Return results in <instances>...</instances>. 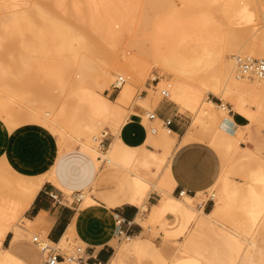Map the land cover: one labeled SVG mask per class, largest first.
Wrapping results in <instances>:
<instances>
[{
	"label": "rangeland",
	"instance_id": "rangeland-1",
	"mask_svg": "<svg viewBox=\"0 0 264 264\" xmlns=\"http://www.w3.org/2000/svg\"><path fill=\"white\" fill-rule=\"evenodd\" d=\"M15 1L26 3V7L28 6L27 8L30 9L23 10H29L37 17L30 25L21 28L0 22V106L2 105L0 107V188H8L9 186L13 185L18 176H26L27 174H31L32 169L28 168V165L36 163V161L38 162L40 158H43V160H46L47 158L49 159V155L52 153L54 160L59 161L60 165L62 166L60 167V171L63 174L62 176L65 177L64 180L67 182L69 188H71L70 191H63L64 194L68 195L70 199H73L74 195L79 197L80 193H83L86 191V189H90V187H85L84 184L86 183L82 178H84L83 172L85 169H90L93 163L91 157H89L88 154L82 149V141L85 140V136L79 135L81 133L83 134L87 128L90 110L82 97L83 92L81 87H77V76L79 75L77 74L78 65L73 56L74 50L80 51L79 53L81 55L83 54V57L88 58V60H90L89 62L94 66L107 63L108 61H110L108 63L114 61L116 64L124 62L136 52V50L131 45H128L130 38H144V36L142 37L143 32H145L144 34H147L145 39L155 34L162 35L163 32L166 31L167 26L172 21V14L174 10L176 11V9H179L184 14L181 20L188 19L189 16L187 15L191 12L193 15H195L194 18L196 20L193 19V22H198L197 25L199 26V30L197 29L193 32V30L187 28V30H185V34L182 33L184 34V36L182 35L184 41L180 36L179 39H181L183 43L185 42L186 46L190 45L189 47L192 49H198L200 51L201 48V52H203V48L205 46H207L206 48H209V51L210 49H212L211 51L214 50L213 52L222 48L225 45L223 34L225 30H228V28H248L247 30L250 33L244 37L239 46L242 45L244 41H249L254 30L260 34L264 31V1L262 0H238L239 5L248 3V9H250L252 12H255H253L254 16L252 20H246L247 18L244 20V18H242L243 21H241L242 19L238 16H235L234 12L225 9L226 5L230 3V0H216L217 2L215 0H164V2L162 0H132L133 3L130 2L131 0H128L127 8L125 6L123 7L126 9L129 7L128 11L130 18L133 21L130 19L131 23L129 24L128 28H131H125L121 30V25H114L115 31L117 33L116 37H112L110 33L107 32V27H105L106 29L102 30L100 28L103 27L93 29L92 27H89L88 22L83 23L82 21L84 20L81 18L80 20L79 18H73L76 16H73L72 14L74 11L72 13H70L71 11L64 12L60 9H58V11L57 9L56 11L55 9L54 11L53 9L49 11L50 15H54V20L56 19L62 22L64 19H67L68 21L70 20V23L68 22L70 26L74 19V24L72 23L73 26L71 27L74 33H76V31L79 33L80 29H89V32H91V36H86L87 47L82 48V45L79 44V41H77L76 38H72L69 42L71 50H63L62 52L60 50L61 44H59L60 39L54 33L56 28L52 27L53 23L50 24V21L45 20L42 13H39L37 9H35L36 4L38 2H44V0ZM64 1L68 8H73L75 0ZM212 1L214 2L212 3ZM197 2L199 4H197ZM82 8L87 9L88 7L87 5H83ZM202 11L206 12L202 13ZM11 13H13L11 10H2L0 11V18L4 20L5 15H9ZM66 13L67 15L65 16ZM70 14H72V19L70 16H68ZM62 17L63 19H61ZM75 19H77V21ZM201 21H207V23H202ZM200 22L201 24H199ZM224 22H226V24ZM80 23L82 26L85 25L87 28L84 29L85 27H81L78 29L80 27ZM184 25L187 26V23H184ZM203 28L206 30L204 31ZM185 35L187 38H184L186 37ZM145 43L146 48H149L150 44L148 39H146ZM81 55L80 57H82ZM202 62L203 63L201 64H204L205 61ZM201 64L199 65V68L202 66L203 67L198 70L199 72H196V77L203 76V74H205L204 72H207V70H204V67L208 66L209 68V66H211V64L209 65L207 63H205L206 65ZM140 66H145L147 68V71L144 73V75L134 74L131 71H124L120 73L122 75L124 74L125 78H127L129 75L132 76L131 80L134 83L135 96L137 94H142L144 89H147L148 93L149 89L148 87H145V83L148 82L149 85H153L151 80L158 82L160 81L161 76H163V79L165 78L166 83L169 81L173 83L174 81L171 74H162L161 69L157 65H154V63L151 62L150 59H147V57L143 58ZM117 75L118 74L112 77V79L108 82V85L105 86L101 92L112 101L116 99L120 91V89H116L112 86L117 78ZM154 75L157 76L156 80H153ZM157 82H154V84L159 85ZM200 86L204 100H213L217 104L225 103L227 105V109L222 111H220L221 109H218L216 111L220 117L223 116L221 112H229L228 108L231 109L229 114L236 113L234 103L231 98L226 97L223 99L220 95L213 93L210 87L203 86L201 83ZM164 87L168 86L165 84H161L159 86L156 103H158L160 100H166L171 107L175 108L176 111H178L188 120L187 124L188 128L190 127L189 131L191 135L190 140L197 139L206 141L216 149L221 159L222 168L220 174L222 177L219 175L221 178L218 177V181H215V183L209 189L197 192L195 196L196 198L193 201L190 200V204L193 205V207L200 209L199 205L201 203L203 207L201 209L209 212L218 205L217 203L220 202L219 197L225 191V183H228L229 188H233L237 185L239 189H244L242 192L246 191L245 189L248 188V184L262 186L263 184L261 182L254 179L252 176V171H254V174L256 175L255 170L258 169L262 159L264 160V98H260L264 96H256V94L254 95L249 93L245 95L243 99L244 105L252 112V114L254 113L253 115L256 119L254 118L253 121H250V126L248 128L246 125H244L245 123L242 125L238 123V125H236L237 128L243 129L242 137L238 143L239 145L241 144L243 147L249 148L255 152V156L252 158L251 154L246 152L245 149L237 150L234 147L225 148L224 146L218 145L214 138L216 137V130L221 119H214L209 116H205L202 120L197 119L196 112L190 107V105L182 97L174 94L170 88L169 96L164 98L161 94V90L164 89ZM134 103L137 102L133 99L130 105ZM156 103H153V105ZM259 103L263 108L258 107L261 106ZM130 105L128 107H130ZM62 108L64 110V114L60 117L59 121L61 127L63 128L64 126L63 130H65V134L61 136L57 130H51L48 127L46 128L45 125L41 124L42 122L40 121H42L41 118L47 113H50L48 116L52 117L53 112H58ZM147 108L149 109L148 111H153V106H147ZM236 115V121L240 122L242 118L239 117L238 114ZM7 117L10 118H8L10 121L7 119ZM5 119H7L8 122ZM64 119H66V121ZM64 121L66 122V126L68 128L65 126ZM102 121V123H99L100 125L98 131L94 134L97 147H100L101 150L105 151L109 146L108 142L113 140V138H115V141L112 147L109 148L111 149L109 151L110 157L113 159V161L110 163L104 161L106 163H101L100 165L102 166H99V169L96 172L97 194L102 197V199L97 198L98 202L100 200L105 201L103 200V197L109 195L111 192H116L117 195L121 196L124 194V191H128L129 188L126 187V184H122L123 182L119 179V177L120 175H125L131 182L132 172H135L136 174L141 173L140 175H144V177H147L149 174L147 178H151L150 180L155 184L153 186L150 184L149 193L153 197H158L156 194L158 193L161 197V188L164 187L162 180L169 164L164 163L161 167H159L157 162L151 161L150 159H141L142 161L138 160L132 164L130 162V154H133L134 156L136 155L137 151L133 147L124 144L120 138V130L127 122L126 116H124V118L118 123L115 120L113 121L111 118H107L106 120ZM158 127H161L163 131L167 130L162 125V122L158 124ZM104 130L108 131L105 137L102 136V131ZM101 139L105 141L104 146L101 143L103 147L100 145ZM149 142L157 147H154V150L157 152L158 149H161L162 147L158 141V135L153 136L152 140ZM177 145H179V143H177ZM221 147L225 148V150H223V148L220 149ZM64 148L65 150L63 151L62 149ZM177 148H169V157ZM44 152L46 153L44 154ZM151 165H155L156 167H152ZM17 168L19 169L17 170ZM144 169H146L145 172ZM149 170L152 175H150ZM108 173L110 177H108ZM169 191L173 193L174 190L172 186L169 188ZM83 200L84 199L82 198L81 203H83ZM121 200H124V198ZM152 201H155V198H151L149 202ZM125 202L128 201L126 200ZM154 204L149 207L147 198L145 215L143 214L140 217V221L142 219L144 220V223L142 221H137L144 226L145 231L142 235L151 239L156 244L154 245L156 254L152 253L151 250H142L139 251V253H131L128 257L130 264H165L163 251L161 248H159L163 245L164 239L170 241L179 239L181 242L184 239V236L179 237L178 234L171 235L174 233L171 229V224L173 219L176 217L175 215H172L171 218H167L166 214H164L155 220L150 221V212ZM261 219L263 220V214L257 219L256 228H258H254L253 224L251 223L250 215L246 209H244L240 203L231 202L223 207V211L219 216V224L222 223L221 225H225L227 229L229 228L233 233L239 235H237L239 238L236 236L237 241L235 242L237 245H239L243 239H246L244 247L242 246V248L250 247V245H247V241L248 244L249 242L251 243V240L252 238L254 239V237L256 238L258 245L264 247V226H259L262 221ZM15 223L20 224L21 218L18 217ZM29 230L31 231V234L25 233V236L22 238V242L26 247L28 245L32 246L33 244L32 247L36 248L40 256V264H43L41 251L37 245H35L33 236L40 235L43 237L44 235L41 232L35 231L33 228H29ZM14 231L21 232L22 230L16 228ZM14 231L12 230L9 233V241H4L5 245L9 244ZM212 233L210 231L207 234L216 235L215 233ZM216 236L214 241H207V243L211 244L213 242L214 246L215 244H218L217 254L219 255L217 256L222 259L221 262L227 261L228 257L226 256H229L228 244L226 241H224L225 243H222L223 241L219 236L218 238L220 239L217 240L218 238ZM247 236L251 237V239H249ZM238 240L241 241L238 243ZM120 242L122 245L127 243L126 239H124V236L121 237ZM131 243L136 244V240L133 238ZM77 245L85 247L83 242L76 238V234H74L73 237H69L68 241H62L61 246L59 245V247H61L66 252H71ZM233 246H235V243ZM235 247L239 248L241 245ZM235 247L233 249H235ZM242 248L239 250L243 252L244 249ZM230 252L231 254H235L234 252L238 251L231 249ZM21 256L23 259H25L24 255Z\"/></svg>",
	"mask_w": 264,
	"mask_h": 264
},
{
	"label": "bare ground",
	"instance_id": "bare-ground-1",
	"mask_svg": "<svg viewBox=\"0 0 264 264\" xmlns=\"http://www.w3.org/2000/svg\"><path fill=\"white\" fill-rule=\"evenodd\" d=\"M127 1L128 0H75L73 8L71 9L66 6L64 0H44V2H41L42 4L38 2L36 4L35 9H37L39 13H42L44 19L50 21V24L53 23L52 27L56 28L57 30H55L56 32L54 31V33L60 39V50L63 52V50H71L69 42L72 38H76V40L79 41V44L82 45V48L87 47L86 36H91V32H89V29H86L87 27L84 24V26H82L80 23V27L78 29H80L81 27H85L84 29L86 30L80 29L83 34L80 31L79 33H77V31L76 33H74L71 29V27L73 26L72 23L74 22V19L73 22L71 21L72 23L70 26V20L68 21L67 19H64L65 22L58 21L56 19L54 20V15H50L49 11H51L52 9L53 11L54 9L55 11L56 9L57 11L58 9H60L64 12L71 11L70 13L74 11L72 14L73 16H76L73 18H79V20L81 18L82 20H84L82 21L83 23L88 22L89 27H92L93 29L103 27L100 28L102 30L106 29L105 27H107V32L110 33L112 37H116L117 33L115 31L114 25H121V30H123L125 28H128L129 24L131 23L130 14L128 11L129 7L128 9H126L128 6ZM162 1L164 2V0ZM130 2H132V0ZM213 2L214 1H212V3ZM197 4L199 3L197 2ZM247 4L248 3L239 5L238 0H230V3L226 5L225 9L234 12L235 16H238L241 19L244 18L245 20V18H247L246 20H252L254 16V11L252 12L250 9H248ZM83 5H87L88 8H82ZM123 6H125L126 8ZM27 7L26 3H21L19 1L0 0V11H13V13L5 15L4 20L0 18V22L18 28L30 25L36 19L37 16L31 13L29 10H23L30 9ZM174 11L172 14V21L167 26L166 31H164L162 35L155 34L146 38L148 39L150 44L149 48H146L145 37H147V34H144L145 32H143L142 35V37L144 36V38H130L128 45H131L136 50V52L131 57L127 58L124 62L116 64L114 61L111 60V63H108L110 62L108 61L107 63L98 64L97 66H94L89 62L90 60H88V58L83 57V54L81 55L79 53L80 51L74 50L73 52V56L78 65L77 74L79 76H77V87H81L83 92L82 97L90 110L87 128L85 129V132L83 134H79L85 136V140L82 141V149L88 154L89 157H91L93 162L91 168H86L83 172L84 178L82 179H84L83 181H85L86 183L84 185L85 187L87 186V188L90 187V189H86V191L80 193L79 195V197H81V200L82 198L84 199L83 203H81L82 207L98 203L97 198L102 199V197L97 194L96 172L99 169V166H102L100 164H103L104 161H106L107 163L113 161V159L110 157L109 151L111 149L109 148L112 147L114 143H112L111 146L109 144L110 147L108 146L105 151L101 150L100 147H97L94 134L98 131L100 125L99 123H102V120H106L107 118H111L113 119V121L115 120L118 123L121 119L124 118V116H126V120H128V116L131 111L130 107L128 106L133 101V99L138 104H141L146 107H149L151 106V104L156 103V98L158 97V89L161 84H165L171 89L174 94L178 95L179 97H182L196 112L197 119L202 120L205 116H209L214 119H221L220 124L216 130V139L214 138L215 142L218 143V145L224 146L225 148L234 147L237 150L245 149L246 152L251 154L252 158L253 156H255L254 151L246 147L242 148L241 145H239L238 141L242 137L243 129L237 128L236 125H238V123H240L241 125L245 123L244 125H246V127L248 128L250 126V121H253V119L255 118L253 115L254 113L252 114V112L245 107L243 99L248 93L254 95L256 94V96H264V79L258 78L253 75L239 76L237 66L235 64V58L239 54L246 55L249 57H264V31L262 30L263 32L260 34L256 30H254V32L251 34L252 36L250 37L249 41L246 40L242 43V45L239 46V44L243 41L244 37H246V35L250 33L247 30L248 28H228V30L224 29L225 32L223 34V38L225 39V45L215 52H213L214 50L211 51L212 49H210L209 51V48H206L207 46H205L203 48V52H201L202 50L200 47L199 51L198 49H192L191 47H189L190 45L186 46L185 42L183 43V36L185 34V30H187L188 28L193 30L194 32L199 27L197 25L198 22H193V19L196 20L194 18L195 15H193L192 12H189L190 14L187 13V16L189 17L186 20L189 21H186L181 20L184 14L179 9H176L175 12ZM206 11H202V13ZM72 14L68 16H70L71 18ZM66 15L67 13L65 14V16ZM61 19H63V17ZM75 20L77 21V19ZM207 21L201 22L207 23ZM241 21H243V19ZM201 22L199 24H201ZM184 23H187V26H185ZM224 23L226 24V22ZM179 36L181 37V39H183V41L179 39ZM184 38H187V36ZM244 52L249 54H245ZM80 55L82 57H80ZM144 57L150 59V61L153 62L154 65H157L161 69L162 74H171L174 81L173 83H171L170 81L166 83L165 78L163 79V76H161L160 81L157 82V84L159 85L153 83V85L148 86L149 92L147 93V95L137 94L135 96L134 83L131 80L132 76L129 75L127 78H125L124 74L122 75L120 73L124 71H131L134 74L144 75V73L147 71V68L145 66H140L141 61ZM202 61H205L204 64H211L212 67L209 66V68L211 67L210 69L208 68V66L204 67V70H207V72H204L205 74H203V76L196 77V72H199L198 70L203 67L202 66L199 68V65L203 63ZM116 74H118L117 78L123 76L125 78V82L120 84L119 94L116 99L112 101L107 96L103 95L101 92L103 91L105 86L108 85V82L112 79V77H114ZM156 79L157 76L154 75L153 80ZM116 80L114 82H116ZM200 83L203 86L210 87L213 93L220 95L223 99H225L226 97L231 98L233 100L236 113L229 114V112H221L223 116L220 117L218 112L216 111L218 109H221L220 111L227 109V105L225 103L217 104L213 100H204L202 97V89ZM260 98L263 99L264 97ZM258 107L263 108L262 105ZM228 110L230 111L231 109L228 108ZM63 114L64 110L62 108L58 112H53L52 117L48 116L50 115V113L44 115V118L41 116L42 121H39L42 122L41 124H44L46 128L48 127L51 130H57L58 133L62 136L65 134V130H63L64 126L63 128L61 127L59 120L60 117L63 116ZM236 114H238V116L242 118L240 122L236 121ZM144 117L146 123L149 122L147 119V113ZM8 118L9 117H7V119ZM64 120L66 121V119ZM160 122L157 121V124L155 125H158ZM66 125L67 124L65 122V126ZM165 128L167 129L166 131H163L160 127L155 128L159 130L161 129V131L158 132V141L160 143V146H162L160 151L157 152L145 149V156L143 158L157 162L159 167H161L164 163L169 164L162 180V183L164 185V187L161 188L162 196L159 198L158 202L155 203L152 207V210L150 212V221H153L161 215L168 213H170L171 215H175L176 217L173 219L171 224V229L174 233H172L171 235L178 234L179 237L184 236L182 242L179 239H175L174 241L164 239L163 245L159 248H161V250L163 251L165 264H264V247L258 245L255 237L254 239L252 238L251 243L249 242L248 244L247 241V245H250V247L247 246L248 248H242V246L244 247L246 239L244 240L243 238H240L244 241L242 240V242H240L241 240H238V243L240 242V244L237 245L235 241H237L236 236L238 234L236 235V233H233L231 229H227L225 225H221L222 223L219 224V216L223 211V207H225L228 203L237 202L240 203V205L249 213L251 223L253 224L254 228H256V222L258 217L263 214V220L261 219L262 221L259 226H264V160L262 159V162L258 166V169L255 170L256 175L254 174V171H252L255 175L254 176L252 174V176L255 180L261 182L263 184L262 186L248 184V188L245 189L246 191L242 192V190L244 189H239L237 185L233 188H229L228 183H225V191L222 195H220V202L217 203L218 205L214 209L207 212L204 209H201L203 208L201 203V205H199L200 209H197L190 204V200L193 201L196 198V194L184 195L180 197L173 195V193L169 191V188L172 186L173 177L170 168L171 157H169L168 155V150L173 144V138L169 127ZM152 129L154 130L153 127ZM107 133V130L102 131V136H106ZM222 148L223 147H221L220 149ZM225 148H223V150H225ZM62 150L64 151L65 148ZM46 152H44V154ZM40 159L38 162L36 161V163H30L31 165H28V168L32 169V182L30 186L18 190L16 186L12 185V187H10L9 189L2 192L0 191V264H40V256L36 248L32 247L33 244L32 246L28 245L26 247L23 243H21L20 238L24 237L22 233L20 234L19 231L16 232L8 245L4 244L5 238L11 230H14L16 228L21 229L22 231H27L29 234H31L29 228H32L33 222L30 219L23 216L21 218L20 224H16L15 222L17 221L18 215L21 213V211L26 210V208L31 204V201L34 199L37 191H39L45 183H52L65 192L71 190L67 182L64 180L65 177L62 176L63 174L60 171V167L62 166L60 165L59 161L54 160L53 154L51 153L49 155V159ZM130 159V162L132 164L138 160H141L136 155L133 156V154H130ZM151 166L156 167L155 165ZM18 169L19 168H17V170ZM145 170L146 169H144V172ZM140 174L132 172L131 182L125 175H120L119 179L123 182V185L126 184V187H128L129 190H123L124 194L121 196L117 195L116 192H111L109 193V195L103 197V200H105V202L110 205L115 203H122L127 200L129 203L141 206V208L147 207V198H149L150 196L149 186L150 184H152V186L155 184L152 183V181L150 180L151 178H147L149 174L147 175V177H144V175ZM107 175L108 177H110L109 173ZM150 175L152 174L150 173ZM220 176L222 177L221 174ZM220 176L219 178H221ZM122 198H124V200H121ZM141 221L144 223V220L141 219ZM210 231L211 233H215L217 236L210 234L208 235L207 233ZM73 235L74 232L67 233L63 237L62 241L69 239V237H73ZM122 236H124V239L126 240L131 239V237L126 234H123ZM215 236L217 238L219 236L223 241L222 243H225L224 241H226L228 244L229 256H226L228 257L227 261L221 262L222 259L217 256L219 255L217 254L218 244H215L214 246L213 242L211 244L207 243V241H214ZM238 236L237 238H239ZM220 238H218L217 240H219ZM134 239L136 240V246L138 247L139 251L151 250L152 253H155L154 245L156 244L154 243V241L144 237L143 235L135 236ZM249 239H251V237H249ZM234 243L235 246L241 245V247L238 248L233 246ZM35 245L37 244L35 243ZM234 247L235 249H233ZM241 248L244 249L243 252L239 250ZM231 249L238 252H234L235 254H231ZM21 255H24L25 259H23ZM57 264L66 263L59 262ZM109 264H114V262L112 261Z\"/></svg>",
	"mask_w": 264,
	"mask_h": 264
},
{
	"label": "crops",
	"instance_id": "crops-1",
	"mask_svg": "<svg viewBox=\"0 0 264 264\" xmlns=\"http://www.w3.org/2000/svg\"><path fill=\"white\" fill-rule=\"evenodd\" d=\"M148 86L149 83L146 82L145 87ZM142 95H147V89L142 91ZM151 106H153L158 122L165 119L172 120L169 128L173 138L171 147L172 149L178 147L170 155L173 195H177L180 189H185L190 195L209 189L221 172L219 153L206 141L190 140L188 120L171 107L166 100H160ZM130 109L128 120L120 130V138L124 144L137 151L138 158L143 159L145 149L155 151L154 147L156 146L149 141L153 136L158 135L161 129H152V126L158 128V125H155L157 124L156 120V123L149 120L146 123L144 116L149 110L147 107L134 103ZM114 141L115 138L108 142V145L111 146ZM241 147L245 148L242 145ZM31 180V174L18 176L13 186L21 190L30 186ZM10 187L12 185L8 188L2 187L0 191H5ZM156 194L160 198V195ZM158 197H153L150 194L149 207L158 202ZM151 198H155V201L149 202ZM145 211L146 208L125 201L110 205L100 200L96 204L81 207V200L70 199L61 189L47 182L37 191L31 204L26 210L21 211L18 217L25 216L30 219L35 231L41 232L49 240L59 245L67 233L74 232L76 238L83 242L88 256L96 261H101L104 264H109L112 261L114 264H130L129 255L134 252L139 253L138 247L135 243H131V240L135 236L142 235L145 231L144 226L138 222L141 215H145ZM166 217L171 218L172 215L168 213ZM9 233L5 238L6 242L9 241ZM15 233L14 231L10 241ZM21 233L24 236L25 233L29 234L27 231H21ZM123 234L130 236L131 239L126 240L127 243L122 245L120 237ZM22 238H20L21 243H23ZM66 240L68 241V239Z\"/></svg>",
	"mask_w": 264,
	"mask_h": 264
},
{
	"label": "built area",
	"instance_id": "built-area-1",
	"mask_svg": "<svg viewBox=\"0 0 264 264\" xmlns=\"http://www.w3.org/2000/svg\"><path fill=\"white\" fill-rule=\"evenodd\" d=\"M235 64L237 66L238 75H253L258 78L264 79V57H249L246 55H237L235 58ZM125 82V78L120 76L117 78L116 82L113 83V87L120 89V84ZM152 83L157 81H152ZM161 94L164 98L169 96V87H164V90L161 91ZM230 112V111H229ZM147 119L149 121L157 120L156 113L154 111L147 112ZM162 122V125L169 127L171 125V119H165ZM156 130L155 126H152ZM105 137V136H104ZM105 145L103 139L100 140V144ZM178 196L190 195L185 189H180L177 192ZM75 200L80 201L81 197L74 195ZM201 205V204H200ZM33 241L38 245L43 264H57L59 262H64L68 264H104L101 261H96L88 256L86 253V248L77 245L73 251L66 252L64 251L57 243L52 242L45 236L34 235Z\"/></svg>",
	"mask_w": 264,
	"mask_h": 264
}]
</instances>
